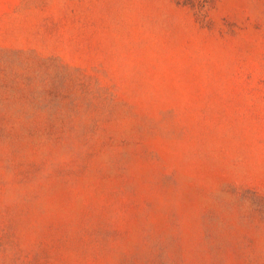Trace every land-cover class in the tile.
Returning <instances> with one entry per match:
<instances>
[{
	"label": "rangeland",
	"instance_id": "374dc122",
	"mask_svg": "<svg viewBox=\"0 0 264 264\" xmlns=\"http://www.w3.org/2000/svg\"><path fill=\"white\" fill-rule=\"evenodd\" d=\"M0 264H264V0H0Z\"/></svg>",
	"mask_w": 264,
	"mask_h": 264
}]
</instances>
